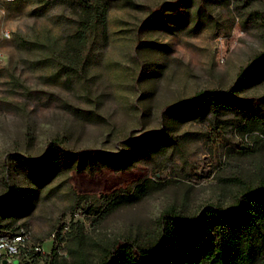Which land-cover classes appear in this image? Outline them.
I'll list each match as a JSON object with an SVG mask.
<instances>
[{
  "label": "rangeland",
  "instance_id": "rangeland-1",
  "mask_svg": "<svg viewBox=\"0 0 264 264\" xmlns=\"http://www.w3.org/2000/svg\"><path fill=\"white\" fill-rule=\"evenodd\" d=\"M160 1H111L104 22L87 30V55L70 73L65 56L49 55L34 40L46 35L66 44L75 4L0 0V195L17 192L20 208L6 229L26 231L11 264H46L53 249L58 264H77L56 234L71 221L80 222L86 248L97 237L142 236L166 203L187 213L208 201L225 206L242 183L264 175V117L250 108L167 106L198 89L230 86L264 50L261 21L232 1L213 0L210 19L196 30L142 23ZM237 94L264 106V71L241 80ZM149 130L165 140L133 155L124 139ZM53 136L70 149L124 150L129 163L40 174L16 158L40 155Z\"/></svg>",
  "mask_w": 264,
  "mask_h": 264
},
{
  "label": "trees",
  "instance_id": "trees-1",
  "mask_svg": "<svg viewBox=\"0 0 264 264\" xmlns=\"http://www.w3.org/2000/svg\"><path fill=\"white\" fill-rule=\"evenodd\" d=\"M70 1L78 12L75 28L66 44L57 45L56 37L46 35L34 41L49 55L59 52L65 56L69 61L66 67L71 73L74 62L83 61L87 55V30L93 24L104 22L108 4L113 0ZM209 1L213 0H162L151 8L142 23H155L170 31L185 27L196 30L212 15ZM225 1H232L245 15L258 18L264 34V0ZM257 71H264V50L256 52L241 66L236 79L223 91L198 89L193 95L167 106L176 111L180 108L184 111L200 109L203 113V105H208L212 111L222 107L250 108V114L264 117V106L259 101L251 105L248 99L252 97L237 94L240 81ZM246 99L247 103H244ZM158 132L161 130H149L124 140L131 153L139 155L144 151L151 152L148 148L165 140V135L159 136ZM128 156L124 150L117 155L98 147L70 149L53 136L40 155H18L16 158L32 171L45 174L63 167L92 169L106 165L119 169L129 163ZM19 208L20 198L12 187L0 195V233L19 229L17 225L11 230L6 229L10 215ZM56 234L77 264H264V175L242 183L235 201L225 206L208 201L194 213H187L176 203L168 202L160 210L155 228L142 236L97 237L91 241V247L86 248L83 245L85 233L78 221H71L63 234L59 229ZM30 255L35 260L40 257L39 250H31ZM56 257L55 249L48 252L46 264H58Z\"/></svg>",
  "mask_w": 264,
  "mask_h": 264
},
{
  "label": "built area",
  "instance_id": "built-area-1",
  "mask_svg": "<svg viewBox=\"0 0 264 264\" xmlns=\"http://www.w3.org/2000/svg\"><path fill=\"white\" fill-rule=\"evenodd\" d=\"M26 231L23 226L15 232L0 233V264L13 263L16 261V255L21 248L25 246ZM39 249L38 244L35 245Z\"/></svg>",
  "mask_w": 264,
  "mask_h": 264
}]
</instances>
